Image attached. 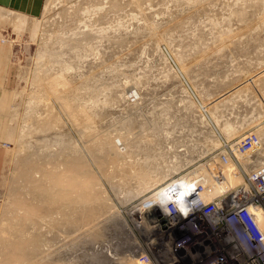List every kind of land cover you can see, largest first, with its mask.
Listing matches in <instances>:
<instances>
[{
	"label": "rangeland",
	"instance_id": "1",
	"mask_svg": "<svg viewBox=\"0 0 264 264\" xmlns=\"http://www.w3.org/2000/svg\"><path fill=\"white\" fill-rule=\"evenodd\" d=\"M2 26L1 37L8 44L0 46V232L10 237L8 225L14 216L21 218L13 223L25 234L39 236V251L24 264L167 263L163 247L148 245L156 238L147 235L148 207L140 204L154 187L123 202L122 190L111 188L120 184L118 178L105 179L111 165L94 161H103L101 137H110L114 153L122 157L128 156L127 142L132 143L135 149L124 159L131 161L127 169L157 157L160 164L147 168L162 170L175 164L179 170L166 183L180 176L201 178V170L209 166L238 173L240 183L255 167L264 166V150L243 161L236 149L242 138L255 135L264 149L260 0H43L41 14L28 17L22 31L6 21ZM80 32L90 34L84 37ZM60 39L67 45L60 46ZM50 50L76 61L62 75L65 85L53 88L56 93L49 87V74L34 80L51 62L48 56L38 59V53ZM59 69L52 65L51 77L62 74ZM57 93L70 107L86 105L90 121L78 116L81 119L73 124ZM51 118L58 119V126L48 130ZM33 122L43 124V129L29 135ZM55 137L67 138L86 158L110 206L98 208L91 223L48 219L43 213L33 229L24 208L40 192L22 194L19 172L31 168L24 167V161L42 164L43 143ZM140 142L144 146L137 147ZM225 156L227 162L222 160ZM31 175L40 181V173ZM17 189L24 206L13 210ZM37 207L45 208L38 202ZM1 262L5 261L0 257Z\"/></svg>",
	"mask_w": 264,
	"mask_h": 264
},
{
	"label": "bare ground",
	"instance_id": "2",
	"mask_svg": "<svg viewBox=\"0 0 264 264\" xmlns=\"http://www.w3.org/2000/svg\"><path fill=\"white\" fill-rule=\"evenodd\" d=\"M260 3L262 4V6H264V0H260ZM79 34H82L85 37L86 35H89L90 32H80ZM64 41L65 40L60 39L58 44L60 46L62 44L67 45V43ZM75 47L76 46H74V48ZM83 47L82 50H85V46ZM74 50L82 51L80 48H76ZM46 56H48L49 60L51 61L50 65L46 70H42L38 74L39 76L37 75L35 77V82H37L41 78H47V75L49 74L50 89L53 90L54 87L57 88V86L59 85H62L63 87V85H65L66 83L64 81L65 78L64 80L62 79L64 76L63 74L65 73V71L72 69V66H75L74 63L76 61L74 60V62L72 60L74 63H71L66 58L62 59L61 56L56 55L52 50L47 52L42 51L40 52V54L38 53L37 58L44 61V57ZM80 58L81 57H79V60ZM54 64L59 65L61 71L63 70V73H59L60 75L57 74L60 71L59 69V71L56 73L58 76L55 75L51 77L52 65ZM55 90L53 91L56 93ZM58 90L57 92H59ZM65 90L66 89H64V91ZM56 95V99L60 102V105L63 108L62 110H64L66 115L69 116V119L71 118L70 120L73 121V124L75 123L74 121H76L80 116L84 118L85 123L90 121L91 118L90 114H88L89 111H87L86 105H81L80 103V106L78 105V108H73L70 107L72 105L67 104L68 101L66 102V99L64 100L63 97H60V95H58V93ZM94 104H97L96 100L94 101ZM51 110L50 112H52ZM52 114L53 113H50V115ZM57 120L58 119L56 118H51L49 122H47V129H55V127L58 126ZM42 129L43 124L41 125L36 122H33L31 123L29 131H27L26 133H29V135H31L35 131ZM89 133L90 132H88V134ZM255 136L257 137V135ZM101 138L103 139H100L101 141L99 142L98 147L100 152L103 154V161H100L99 159H96L94 161L97 163L103 162L106 165H111V170L107 171L104 174L106 176L105 179H110L112 176L118 178L120 184L117 186H111V188L115 189L117 187V189L119 188L122 190L124 196L121 198V200L123 202L129 201L132 197L138 196L154 187L153 190L155 192H153V194L149 195L147 198L144 197L145 199L143 198L144 200L141 201L140 204H145L148 207H146L147 211H144L147 212L146 215L147 217H149V220L151 219L152 223H155V220L157 221V218L159 217V208L164 207L165 202H167L169 198L166 189L170 186L171 183L176 181L172 180L170 183H166L164 180L172 174L176 173L179 168L175 164L170 165L162 170L155 168L153 170L152 168H147L152 165L156 166L160 164L159 162H157V160H155L158 158L157 157L155 159L153 158L152 161L145 160L142 162H138V168L135 170H130L129 167L127 169V164L131 163V161L125 162L124 159L125 157L130 158L131 153H133L135 147L132 148V143L127 142V148H129L130 150L126 152V155L128 156L122 157L120 156V154L117 155L116 153H114L115 143L110 137L105 136ZM144 144V142H140L138 143L137 147L144 146ZM43 146L46 147L45 157L40 159L43 163L37 164L33 162L35 160L24 161V167L30 166L33 170L29 167L32 170L31 172L29 171L30 169H22L19 172L22 181L24 182L23 191L25 192H23L22 194L26 195L31 189L38 190V192H40V196L38 197V199L33 198V201L29 205L25 206L24 209L25 213L27 214L26 220L30 222L31 227L33 228L34 226H36L37 216L44 213L48 219L59 216L60 218H64V220L68 223H77L79 220H85L88 223H91V220L95 217V212L98 210V208L105 209L109 207L110 204L107 203L108 199L105 196L106 194L101 190V186L99 185L97 178L91 172L92 170L89 169L90 167L86 158H84L83 156L81 157L78 154L72 142L69 141L67 138L65 139L63 137H55L53 138V140H47V143H43ZM67 150H69V154L66 157L65 154ZM61 153V157L63 158H61L60 164L59 162H56V160L60 157L59 155ZM90 159L93 161V158L90 157ZM224 161H226V158ZM209 167H204L203 170H201V178L198 175H193V177L190 178L188 176H180L181 178L177 182L180 186H182V188H184L186 184L192 182V180L194 179H197L203 187L202 195L205 200H209L212 196L217 195L221 191L228 190L229 188L239 184V182H237L238 173H233L232 170L228 171L227 167V170L226 168L224 169L226 170L225 172L222 170H212V167ZM32 172H37L41 174L40 181H35L33 179L34 176L31 175ZM166 180L168 181V179ZM243 180V178H240V183ZM161 182L166 184L164 186H160ZM19 192L20 189L13 191V210L20 209L24 206L22 196H17ZM35 200L41 205L44 204L45 208L43 210L39 209L37 207V202L35 203ZM12 219L13 220H10L12 221L11 225H8V229L10 228V230H12V234H10V237H7L4 232H0V257L2 258V261H5L1 262L0 264H24L25 262H28L30 258H32V256L30 257V254L33 255L39 251V236L34 234L28 235V233L25 234L24 230L21 229V227L19 228L16 223H13L17 222L19 224L21 218L15 220V217L13 216ZM33 229H35V227ZM160 238L165 242L169 240L168 237L165 235H161Z\"/></svg>",
	"mask_w": 264,
	"mask_h": 264
},
{
	"label": "built area",
	"instance_id": "3",
	"mask_svg": "<svg viewBox=\"0 0 264 264\" xmlns=\"http://www.w3.org/2000/svg\"><path fill=\"white\" fill-rule=\"evenodd\" d=\"M260 143L256 136L244 137L237 143L243 161L254 159L258 150H264L259 148ZM178 180L166 189L169 198L164 207L172 214L164 215L162 207L155 223L145 217L148 237L156 238L149 241V247L154 248L155 242L165 247L167 264H264V166L255 167L241 183L209 200L203 198V187L197 179L184 188ZM193 200L202 207L187 217L176 211L177 203L191 206ZM215 208L219 211L210 216ZM161 235L169 240H161ZM149 250L150 255L154 254Z\"/></svg>",
	"mask_w": 264,
	"mask_h": 264
},
{
	"label": "crops",
	"instance_id": "4",
	"mask_svg": "<svg viewBox=\"0 0 264 264\" xmlns=\"http://www.w3.org/2000/svg\"><path fill=\"white\" fill-rule=\"evenodd\" d=\"M42 8L43 0H0V46L8 44L1 37L5 21L22 31L26 27L28 17H38ZM29 29L31 31V26Z\"/></svg>",
	"mask_w": 264,
	"mask_h": 264
},
{
	"label": "clouds",
	"instance_id": "5",
	"mask_svg": "<svg viewBox=\"0 0 264 264\" xmlns=\"http://www.w3.org/2000/svg\"><path fill=\"white\" fill-rule=\"evenodd\" d=\"M184 194L181 195V199L183 198ZM202 207V205L198 202H196V200H193L191 202V206H187L183 203H177L176 204V211L179 212L181 215L187 217L194 209L200 208ZM162 213L166 216H169L172 214V210L164 207L161 209ZM219 211V208H215L213 211L209 212V215H215L216 212ZM245 239H247V237H245Z\"/></svg>",
	"mask_w": 264,
	"mask_h": 264
}]
</instances>
